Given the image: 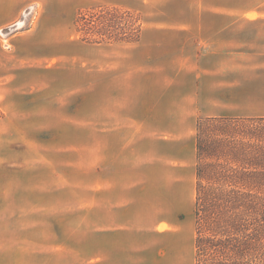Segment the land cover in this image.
<instances>
[{"label": "rangeland", "instance_id": "1", "mask_svg": "<svg viewBox=\"0 0 264 264\" xmlns=\"http://www.w3.org/2000/svg\"><path fill=\"white\" fill-rule=\"evenodd\" d=\"M99 7L132 11L150 32L156 26L206 25L210 31H204L205 38L214 40L204 49L202 63L206 84L214 93L209 107L222 109L200 113L264 117V0H0L1 263L93 264V222L97 228L105 226L102 219L108 212L104 198L110 193L99 191V186L108 185L99 170L108 169L104 167L108 140L140 136L134 129L108 126L110 114L118 113L107 99L111 87L121 85L123 75L142 62L140 50L134 52L127 43L82 39L76 21ZM221 8L230 9L228 17L212 14ZM119 16L126 27L131 19ZM221 28L225 30L220 32ZM220 70L228 76L223 84L227 103L215 95ZM175 100L176 96L165 95L166 117ZM189 102L192 109L191 95ZM199 108L190 111L183 127L150 129L161 138L176 133L182 140L174 144L178 149L174 152H182L183 159L175 168L178 182L175 175L165 177L170 160L160 164L150 152L147 171L157 182L154 187L163 178L177 184L178 190L151 191L171 195L173 213L161 210L160 200L148 211L183 220L176 226L180 237L157 238L158 247L148 250L144 264H196L194 116L199 118ZM158 147L163 154L173 152Z\"/></svg>", "mask_w": 264, "mask_h": 264}, {"label": "crops", "instance_id": "2", "mask_svg": "<svg viewBox=\"0 0 264 264\" xmlns=\"http://www.w3.org/2000/svg\"><path fill=\"white\" fill-rule=\"evenodd\" d=\"M211 12L215 15L228 17L230 9H213ZM224 26V28L228 27V25ZM206 28L208 27L202 24L156 26L153 28V32L143 29L138 42L127 43L132 45L133 49L135 48L134 52L140 50L142 62L138 66L136 65V70L123 75L124 82L121 85H117L116 88L111 87L110 96L107 99L108 106L111 109L113 106L116 107L118 114H110L108 126L115 129H134L135 134L140 133V136L135 139L130 136L131 139L128 141L126 137L117 135L116 139L111 137L108 140L107 161L104 164V167L106 165L108 169L99 167L101 176L103 175L105 178L104 182L108 183L105 189L99 186L100 192L108 191L110 193L108 198H104L107 200L108 212L102 219L105 226L97 228L95 227L96 223L93 222V264H144L143 258L148 257V250L158 247L155 241L157 238L161 237L165 241L166 236L180 237V229L176 226L183 220L181 216L176 214V218L166 219L152 215L150 210L148 211L150 207L156 206L155 201L160 200L161 210L173 213V197L171 195L157 196L151 191L155 189L161 191V189L164 190V187L168 190H178V186L174 182L165 183L162 178L163 183L154 187L157 182L154 183V180L150 178L147 167L150 152H153L152 157L160 164L170 160V166H168L170 171L165 173V177L169 174L170 177L175 175L176 178L175 168H180L178 160L183 158H180L182 152H174V150H178L174 144L182 139L176 137L174 132L168 137L161 138L156 136V131L150 132V129L183 127L189 121L190 111L197 112L198 106L200 107L199 118L194 116V120H197V122L195 121L196 132L201 116L203 118L228 117V115L218 113H200L205 110L206 112L208 110L219 112L222 109L216 106L210 109L212 105L209 107V99L214 93L206 84V69L202 63L206 58L204 49L213 45L214 40L205 38L204 31L208 30ZM224 28H221L220 32L225 30ZM222 73L223 70L216 73L217 80H220V88L215 95L221 99L220 102L225 100L227 103L228 90L223 87V84H226L228 76L227 72L225 75ZM113 91L116 92L115 96ZM166 94L176 96V103L170 107V110H173L171 115L175 116L176 114V117L164 115V111L169 108L165 107L164 97ZM190 95L192 96L191 104L194 106L192 109L189 107ZM105 101L106 99H104ZM176 120H180L181 123ZM143 129L145 132L141 133ZM196 143L195 136L197 164ZM158 146H161L163 152H173L163 154ZM96 175L97 167L94 168V190L97 189ZM176 179L180 182L179 178ZM94 214V221H97L95 209ZM163 225L167 227L161 228ZM152 238L153 242H151ZM171 244L173 243H169V245ZM152 245L153 247H151ZM164 249L161 254L164 253ZM97 253L99 254L97 255ZM1 261L2 259H0V264H17L14 262L15 260L10 263H1Z\"/></svg>", "mask_w": 264, "mask_h": 264}, {"label": "trees", "instance_id": "3", "mask_svg": "<svg viewBox=\"0 0 264 264\" xmlns=\"http://www.w3.org/2000/svg\"><path fill=\"white\" fill-rule=\"evenodd\" d=\"M89 13L76 21L82 39L140 40L134 12ZM196 141V264H264V117L200 118Z\"/></svg>", "mask_w": 264, "mask_h": 264}, {"label": "bare ground", "instance_id": "4", "mask_svg": "<svg viewBox=\"0 0 264 264\" xmlns=\"http://www.w3.org/2000/svg\"><path fill=\"white\" fill-rule=\"evenodd\" d=\"M20 25V24H19Z\"/></svg>", "mask_w": 264, "mask_h": 264}]
</instances>
